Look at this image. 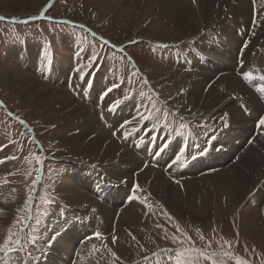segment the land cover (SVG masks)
<instances>
[{
	"label": "rangeland",
	"instance_id": "374dc122",
	"mask_svg": "<svg viewBox=\"0 0 264 264\" xmlns=\"http://www.w3.org/2000/svg\"><path fill=\"white\" fill-rule=\"evenodd\" d=\"M144 1L0 0V17L4 18L0 19V158L16 157L14 160L9 159L5 164H0V244L7 238L11 229L22 240L25 248L29 246L28 239L33 240L35 233L42 227L36 224L37 217L33 216L37 206L44 208L59 200L49 214L51 227H53V221L63 220L69 208L68 211L82 209L77 208L72 202H64L58 195L57 187L60 180L66 178L68 174L76 176V174H70L73 171V169L69 170L71 165H88L98 171V176L104 182L116 186L107 178L110 177L109 170L114 165L109 156L94 157L84 147L73 145V135L81 134L82 120L84 118L87 120L88 116L84 115V118L80 116L61 123L48 121L45 113L50 109L57 113L56 119L59 116L61 120L65 118L66 114H61L62 106L55 104L48 109L43 106L45 112L40 113L10 85L9 79L12 81V73L17 72L35 81L39 86L49 89L51 93H56L55 91L69 93L74 103L95 114L97 120L95 130L114 138L117 146L123 149H126L123 147L125 146L123 133L126 132L130 137L140 127L148 133L151 130L166 133L158 123L177 125L179 128L177 131L181 134H172L176 137L194 140L192 141L194 144L201 138L204 142L215 143L217 146L226 128L222 124H217L216 119L223 112L228 113V108L235 107L239 109L241 116L245 117L246 110L243 108V101L238 91L221 79H217L215 74L211 72L206 74L205 78L198 77L192 81L193 75L201 67L196 59L199 57L198 54H201L203 46L218 50L217 43L221 39L216 41L220 34L217 24L208 25L201 19L174 34H158L152 28L153 21H159L161 24L163 22L168 24V22L162 14L151 16L144 22V19L140 17L144 10L141 3ZM247 1L254 4L253 0ZM252 7L253 11L254 9L257 11L259 7L264 8V0H260L257 7ZM253 18L252 15L251 23L244 24V29L241 30L243 34L240 45L245 40H251L250 28ZM263 30L261 29L257 36ZM220 37L225 40L227 38L223 35ZM211 39L216 42L215 45L211 46ZM121 48L124 49L123 52L120 51ZM234 48L235 45L231 49ZM162 49L166 50L159 59ZM237 50L231 51L229 58L233 61L230 64L233 63L235 73ZM246 51L245 48L244 53ZM262 51H264V35L255 46L256 54ZM92 53L99 55V63L89 66ZM109 64L112 66L109 67ZM62 68L65 73L64 80H55V82L49 80L50 72L53 73ZM73 69H75L74 72ZM84 75L104 78L109 84L107 89L114 87V84L120 85L112 91L115 99L121 98L122 89L124 93L134 97L135 102L142 106V113L150 119L147 122L141 120L137 123L135 117L129 113L126 118L129 122L124 129L117 128L118 122L115 119L114 123L109 124L110 126L102 123L97 113L100 110V104L95 102L87 104L79 99L80 95L77 96L79 80H82ZM199 78L202 79L201 85H197ZM211 81L218 82V85L215 83L211 85ZM253 83L258 84L255 81ZM246 87L251 90L250 86ZM188 89L195 97L202 89L204 95L202 98L207 97V100L201 101L200 107H194L187 100L181 104V94ZM92 92H95L96 99L99 98V91L96 88ZM217 94L227 103L223 105L213 103L218 107L213 110L207 103H210V99ZM233 95L239 99H231ZM243 95L247 99L246 95ZM34 96L38 98L39 95L35 93ZM163 106H165L164 109ZM116 112L121 113L120 108ZM251 113L256 114L254 111ZM121 114L115 117L126 121ZM227 119L229 121V116ZM248 119L254 121L249 116ZM181 125L186 127L182 128ZM213 128H219L220 135L218 137L215 134L214 139L209 140L208 137ZM259 134L260 132H257L254 135V140L250 141L251 145L256 144ZM247 135L249 137V133ZM193 145L182 150L184 162L185 155L190 152ZM202 147L204 152L212 149V147L205 148L203 143ZM243 147L246 148L247 144H243ZM245 151L237 152L232 162H238ZM37 156L40 160L36 159ZM203 156L204 154H200L193 164ZM133 173L136 171L131 168L129 177H133ZM37 177L40 179L37 180ZM182 177V173H177L173 177L169 176L170 183L179 188L181 183L177 184L174 180L182 182ZM111 178H109L111 181L117 180ZM259 178L255 176L256 180ZM95 179L98 182L97 178ZM82 180L77 179L79 182ZM262 185L264 186V181L258 185L257 190L263 189ZM139 186L142 190L146 187L142 182H139ZM133 188L135 190V187ZM255 195H258V191L256 194L251 193L246 196L238 207L229 206V209L224 212L222 226L215 219L212 211H209V215L207 214V219H201L204 216L199 217L196 214H189L188 210H180L179 204L174 207L169 205L157 213L159 216L157 223L142 229L135 235L137 238L134 236L135 239L120 233V217L118 219L115 217L114 225L110 227L103 220L102 214L100 213L102 217L97 214L99 209L96 208V211L92 208L94 206L89 205L82 210L87 211V214L92 217H100L105 224V234L102 235L107 238V247L104 246L105 241L91 239L92 247L95 245V256L100 264H142L147 262L150 256H153L154 260L151 264H175L174 253L169 259L170 251L166 250L181 247L170 239L171 235L179 234L175 227L177 223L180 225V230L191 236L196 248H203L211 256V259H205L198 253H191V257L197 258V264H212V259H215L217 264H235L237 257L246 260L249 264H264V200L255 198L257 202L263 203L261 206L251 199ZM26 203L27 207H25ZM97 203L101 204V202ZM164 211L173 219H168ZM18 219L26 220L27 224L16 223ZM78 219L92 220L82 217ZM97 224L99 226L97 232L103 233V226L98 222ZM157 225H163L167 229V238L164 230ZM115 227L117 228L113 229ZM255 227L257 229L253 230ZM111 228L113 231L110 236ZM201 235L204 240H201ZM114 237L117 238L116 242L111 243ZM225 241L231 243L230 248ZM208 242H211L210 246ZM109 247L117 253L116 257L107 250ZM183 247L188 245L185 244ZM79 249L84 251V246H79ZM42 251V247L33 251L31 256H27L25 263L28 264L30 260V263L37 264L38 260H44L51 250L45 255L41 254ZM225 253L230 254L225 255ZM17 254L19 253L0 254V257H3L0 259V264H13L12 256ZM38 254L41 255L37 258Z\"/></svg>",
	"mask_w": 264,
	"mask_h": 264
},
{
	"label": "bare ground",
	"instance_id": "6f19581e",
	"mask_svg": "<svg viewBox=\"0 0 264 264\" xmlns=\"http://www.w3.org/2000/svg\"><path fill=\"white\" fill-rule=\"evenodd\" d=\"M141 6L144 10L142 9L143 13L140 17L144 19V22L151 16L155 17L156 14H162L163 18L167 20L168 24H164V22L161 24L156 20L153 21V24L151 23L153 30H156L158 34H174L175 32L181 31L182 28L184 29V27L188 28L192 26V24L197 23L201 19L208 25H215L216 23L219 27L220 34L216 41L218 42L220 39L221 41L217 43V45H219L217 47L218 50L209 46H203V50L200 52L201 54H198L199 57L196 59L201 67L200 70L193 75L192 81L196 80L198 77L205 78L206 74L212 72L216 75L217 79H221L228 86L238 91L246 113L245 117H242L238 108H228V123L230 127L225 129L215 150L206 151V154H204L197 163L190 165H186L185 162L182 164L174 163L177 155H180L183 160L182 150H186L193 145L194 142L192 141L194 140L183 137H173L167 132L163 133L158 130H151L149 139L141 136L136 139L137 142L149 141V143L157 149L159 154L162 155V162H157L160 168L155 166V164H148L136 154L131 144L123 146L126 149L120 148L121 146H117L116 140H113L114 138L95 130V122L97 121L95 114L91 113L87 108L74 103L69 93L67 94L66 92L55 90L56 93H51L46 87L39 86L35 81L21 76L17 72L15 74L12 73L13 79L12 81L9 79V83L23 99L31 103L40 113L43 111L45 112L43 106L48 109L55 104L61 105V114L65 113V118L61 120L62 118H60L61 116L58 114L59 117L56 119L55 114L57 113L50 109L45 113V117H47L50 122L61 123L65 120L69 121L79 118L80 116L83 118L84 115L88 116L87 120L85 118L82 120L81 134L73 135L74 141L71 139V141L74 142H72L73 145L84 147V149L87 152L89 151L94 157L109 156L112 163L115 165L110 169L109 178L112 177L113 179H117L115 181L111 178L117 187L122 188V186H127L132 189L134 187L132 186L133 180H135L133 183L134 185L137 183L139 184V182L145 184V189H141V191L136 194L141 197H146L148 202L153 205V209L147 211L145 205L133 198L121 209L106 205V203L100 201L94 193L96 188L95 183L99 181L97 182L94 177L85 178L82 175L78 176V174H76L75 177L68 174L66 178L60 180L57 191L64 202H72L77 208L82 209L85 206H94L92 208L96 211L97 209L100 210L97 214L101 213L104 217L103 220H105L110 227H113L115 217L116 219L120 217V233L128 238H133L136 234L140 233L142 229L156 224L159 217L157 213L162 210V208H166L169 205L174 207L176 204H179V209L182 211L188 210L187 212L189 214H196L199 217L204 216L201 217V219H207L209 211H212L215 219L220 222V226H222L224 212L229 209V206L238 207L246 196L251 193L256 194L258 185L264 181V135L261 134L260 128L258 129L256 120L252 121L248 119L249 112L251 111L257 114L264 113V106L253 91L246 87L239 73H235L232 67L233 63L230 64V62H233L229 59L231 55L226 57L221 51L225 49L230 54L231 51L234 49L237 50L240 47L243 33L239 35V32L244 29V24L251 23L253 5L247 0H145L141 3ZM257 11L264 13V8L259 7ZM257 18L264 19L262 17ZM192 28L194 29V27ZM261 29H264V23H261L259 27L254 29L255 35L251 34L250 43L246 48L247 51L243 54L246 64L257 56L255 53V46L256 43L260 41L262 35H264L263 30L262 33L257 36ZM221 35L227 37L226 40L221 38ZM210 41L211 46L216 44L213 39ZM234 45L235 48L231 49ZM165 50L166 49H162L159 59ZM168 75L170 76V74ZM171 77L173 76L171 75ZM201 82L202 79L199 78L197 80V85H201ZM214 83L215 81H211L210 84L212 85ZM215 85H218V82H216ZM35 93L39 95L38 98H35ZM93 93L95 94V92ZM243 94L246 95L247 99L244 98ZM203 96L202 89L196 94V97L188 89V91L186 90L181 94V104L187 100V102H190L194 107H200V102L207 100V97L203 99ZM210 100V103H207V105L213 110L214 108H218L214 104L223 105L227 103L223 98L219 97L218 94ZM122 105L120 107V112L122 114L114 111L112 112L114 117L121 114L126 120L127 115L131 113L135 117V120H137V117L142 113V106L138 102H135L133 105L132 101H125ZM49 118L51 120H49ZM100 121L104 123L102 120ZM125 122L129 121L126 120ZM249 132L252 134L260 132V136L255 141L256 144H259L258 146L256 144L251 145L250 141L254 140L253 137L255 134L249 138L247 135ZM215 134L219 137L220 131H216ZM131 139L134 138L131 137ZM243 144H247V147L244 148ZM175 147L179 148L178 153L175 151ZM163 148L165 149L163 150ZM239 151L245 152L238 162L233 163L232 161ZM220 155H224L231 159L233 165L231 166L230 162L228 165L221 168L216 163ZM166 159L168 160V164L163 165V161ZM119 164H121V166H119ZM145 165L147 166L144 167ZM206 166L214 168L211 173L208 171L203 174H196L200 169H205ZM131 168L136 171L133 177H129ZM85 173L83 175H86ZM177 173H182L183 175L179 188L171 184L169 180V176L173 177ZM255 176L258 178L260 177L259 180H256ZM79 178L85 181H77ZM121 179H127V183H121ZM101 188L103 187H99V189ZM258 190L264 191V186L263 189L261 188ZM251 199L256 201L255 196H252ZM97 202H101V204L99 205ZM257 203L263 206L261 201ZM87 208L89 209L90 207ZM68 210H70V208ZM73 210L76 211L75 209ZM65 219H67V215L64 216L62 221L56 220L52 222V232L57 233L60 231L58 249L61 246H65L66 238L64 231L71 232L74 225L71 224L65 227ZM116 228L117 227L113 229ZM255 229L257 228H253V230ZM112 231L111 228L110 232ZM91 239L92 238L89 237L79 245L84 246V251L80 250L79 246L74 248L75 252L78 254L75 264H100L95 256ZM54 247L55 246H53V250ZM53 250H49V255L44 260H38L37 264H51L54 258Z\"/></svg>",
	"mask_w": 264,
	"mask_h": 264
},
{
	"label": "snow or ice",
	"instance_id": "6c2138e0",
	"mask_svg": "<svg viewBox=\"0 0 264 264\" xmlns=\"http://www.w3.org/2000/svg\"><path fill=\"white\" fill-rule=\"evenodd\" d=\"M253 17L254 18H253L252 27L250 28V31L252 32V35H255V30L254 29L256 27H259L261 25V23H264V19H260V18H257V17L264 18V13H260V12H258V11H256L254 9ZM0 19H4V18L0 17ZM249 43H250V41L245 40L244 42L241 43L240 47L241 48H247ZM161 46L162 47H166V45H161ZM113 47H115V45H113ZM120 51L123 52L124 49L121 48ZM95 63H99V55L96 54V53H92L90 58H89V66H92ZM111 66L112 65L109 64V67H111ZM237 68L241 69L239 75H240L242 81H246L250 77H252V75H253L252 72L244 70V61H243L242 58L238 59ZM77 71H79V69H77ZM89 75H91V73H89ZM261 79H264V76H262ZM86 83H87V81H86ZM119 87H120V85L114 84V87L104 90L103 92H101L100 95L106 96L108 93L114 91L115 88H119ZM231 99L236 100V99H239V97H236L235 95H233L231 97ZM129 100H131L133 102V105L135 104L134 97H131L127 93H124L123 90L121 89V98L115 99L114 102L110 103L108 105V110L110 112H114V111L117 110V108L121 104H123L125 101H129ZM227 117H228V113L227 112H223L220 115V117L216 119V123L217 124H222L223 127H225V128L230 127ZM149 119H150L149 116H147L146 114L141 113L137 117V123H139L141 120L147 122ZM256 125H257L258 128H260L261 134L264 135V113L258 114V116L256 118ZM126 127H127V122H125V121H120L117 124V128L124 129ZM181 127L182 128L186 127V125H181ZM219 130H220L219 128L212 129V132H211L210 136L208 137V139L209 140H213L214 137H215V132L219 131ZM123 134L126 137L127 133L125 132ZM205 147H207V144L205 145ZM215 148H216V144L213 143V146H212L211 150H215ZM200 154H206L204 152L203 148L200 149V153L199 154H190L191 155V159H193V160L198 159ZM9 159H13L14 160V159H16V157L15 156L2 157V158H0V164H5ZM36 159L40 160V157L37 156ZM174 163H181L182 164V163H184V161L181 159L180 155H177L175 157ZM146 166L147 165H145L144 167H146ZM133 175H135V173H133ZM36 179L39 180L40 177H37ZM120 182L126 184L127 183V179H121ZM174 182L177 183V184L181 183L180 180H174ZM134 187L136 189V192L132 193L130 191V194L132 195V198L134 200H139L143 205H145L147 211H151L153 209V205L148 202V199L146 197H141V196L136 194V193H139L141 191V188H140L139 184L138 183L135 184ZM257 191H258V195H255V198L264 200V191H260V190H257ZM25 207H27V203H26ZM161 208H162V206H161ZM162 210H163V208H162ZM18 211H20V210L18 209ZM164 215L170 220L173 219L170 216V214H168L166 211H164ZM16 223L24 225V224H27V221L18 219ZM157 226L164 230L165 236L167 238L168 237L167 229L164 228L163 225H157ZM175 227L177 228L179 234L171 235L170 239L172 240L173 243H175L177 245H180L181 247H178V248H176L174 250H166V251H170L169 259L172 258V253H174L175 264H197V258L191 257V253H198L201 256H203V258H205V259H211L210 254L205 252V250L203 248H196L194 246L195 242L192 240L191 236H188L187 233H184L182 230H180V225L178 223L175 225ZM57 234L58 233H54L52 237H49L48 240L43 241V243L45 245H48L51 242H54L55 236ZM94 237L97 238V239H100L102 241H105V245L104 246L107 247V238L104 237L102 235V233L96 232L94 234ZM133 238L135 239V237H133ZM200 238H201V240H204L203 235H201ZM116 239L117 238L114 237L111 240V243H115ZM36 242L37 241H35V240L32 241L33 246L35 245ZM208 243H209V246H210L211 242H208ZM185 244H187L188 247H183V245H185ZM225 244H227L229 246V248L231 247V243L229 241H225ZM21 246H22V240L19 238V236L14 234L11 231V229H10L7 238L3 241L2 244H0V254H9V253H13V252H18L20 250ZM93 249H95V245H93ZM107 250L109 252H111V255L113 257L117 256V253L112 251V249L110 247L107 248ZM229 254L230 253H225V255H229ZM29 255L31 256V253H29ZM0 259H3V257H0ZM28 264H30V260H29ZM212 264H217V261L215 259H212ZM235 264H249V262H247L246 260H244L242 258L237 257L236 260H235Z\"/></svg>",
	"mask_w": 264,
	"mask_h": 264
}]
</instances>
